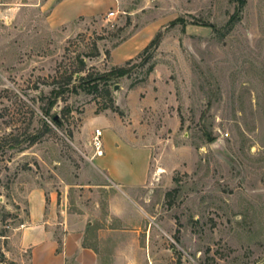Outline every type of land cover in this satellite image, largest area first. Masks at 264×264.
Here are the masks:
<instances>
[{"label":"rangeland","instance_id":"obj_1","mask_svg":"<svg viewBox=\"0 0 264 264\" xmlns=\"http://www.w3.org/2000/svg\"><path fill=\"white\" fill-rule=\"evenodd\" d=\"M101 4L60 24L50 0H1L0 264H29L12 239L30 188L58 192L70 210L105 207L95 126L119 122L95 120L106 110L153 149L158 263L264 264V0ZM129 59L128 75L104 80ZM88 73L94 92L78 78ZM105 87L119 111L102 110Z\"/></svg>","mask_w":264,"mask_h":264},{"label":"crops","instance_id":"obj_2","mask_svg":"<svg viewBox=\"0 0 264 264\" xmlns=\"http://www.w3.org/2000/svg\"><path fill=\"white\" fill-rule=\"evenodd\" d=\"M111 0H50V18L56 23L70 22L102 11V2ZM132 92H137V88ZM118 118L117 126L96 129L104 137L94 164L106 175L103 188L106 203L80 204L70 210L65 198L43 186L28 190L27 220L18 228L12 244L29 252V264H161L152 248L154 232L152 189L146 184L153 149L111 110L95 118ZM142 190H148L146 196ZM97 191V190H96ZM101 191L98 190V193ZM20 261H23L21 254Z\"/></svg>","mask_w":264,"mask_h":264},{"label":"trees","instance_id":"obj_3","mask_svg":"<svg viewBox=\"0 0 264 264\" xmlns=\"http://www.w3.org/2000/svg\"><path fill=\"white\" fill-rule=\"evenodd\" d=\"M240 3H241V6H243L245 4V0H238ZM152 46V41L150 44H148L145 49L143 50L142 53L139 54V57L142 56L143 53L145 52H148L150 47ZM151 57V55L149 56ZM148 57V58H149ZM147 58V59H148ZM146 59V60H147ZM133 59H129L128 61H126L125 65H122V66H114L113 69L111 71H109L108 74L106 75H103V76H108L106 77L104 80H106V82H108L110 79H112L114 76L116 77H121V76H124V75H128V69L126 68L127 65H129L131 62H132ZM82 64H84L83 61H81ZM153 70V67L150 66L149 69H148V73H150L151 71ZM92 76H93V73H88L87 74V77H78L82 80H85L87 81L86 85L83 88V90H87L89 92H94L95 90H98V85L97 83H90L91 80H92ZM103 92H104V95L108 98V101L109 103L105 104L103 107H102V110L104 109H108V108H111L112 110H115V111H119L118 108L115 106V103H114V99L112 97V92H111V88L110 87H105L103 89ZM101 110V109H100ZM54 123L59 127L60 126V121L58 119H55L54 120Z\"/></svg>","mask_w":264,"mask_h":264},{"label":"built area","instance_id":"obj_4","mask_svg":"<svg viewBox=\"0 0 264 264\" xmlns=\"http://www.w3.org/2000/svg\"><path fill=\"white\" fill-rule=\"evenodd\" d=\"M0 5H1V0H0ZM95 143H96V145L99 147V145H100V136H101V134H102V131L100 130V129H96L95 130ZM99 153H100V151H98Z\"/></svg>","mask_w":264,"mask_h":264},{"label":"water","instance_id":"obj_5","mask_svg":"<svg viewBox=\"0 0 264 264\" xmlns=\"http://www.w3.org/2000/svg\"><path fill=\"white\" fill-rule=\"evenodd\" d=\"M118 88H119V85L116 84L115 87H114V89L117 90ZM55 119H57V117Z\"/></svg>","mask_w":264,"mask_h":264}]
</instances>
